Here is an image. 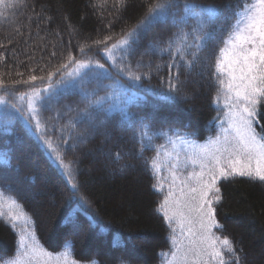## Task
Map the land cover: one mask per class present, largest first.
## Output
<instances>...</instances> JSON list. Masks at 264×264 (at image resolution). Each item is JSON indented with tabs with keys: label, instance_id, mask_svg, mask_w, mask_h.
<instances>
[{
	"label": "trees",
	"instance_id": "obj_1",
	"mask_svg": "<svg viewBox=\"0 0 264 264\" xmlns=\"http://www.w3.org/2000/svg\"><path fill=\"white\" fill-rule=\"evenodd\" d=\"M251 1L201 0L223 9L224 16L217 22L216 39L200 54L201 63H197L191 75L183 68L180 70L184 84L171 102L158 98L165 90L170 55L147 50L153 42L166 46L167 37L176 29L157 25L142 38L135 54L129 57L134 70L138 61L151 64L153 69L160 66L159 71H152L150 79L129 85L137 97H143L130 107V111L143 118L153 130L162 129L169 134L178 130L187 144L176 140L173 145L165 137H157L154 147L146 148L140 155V143L133 138V131L139 124L120 126L116 116L106 128L90 132L85 143L73 140L70 143H76V147L69 148L62 143L64 136L57 129L67 123L68 117L76 115L75 111L68 113L67 106L84 107L78 93L71 91L56 105L60 112L67 113L63 119L59 122L49 119L55 116V111L42 114V121L52 126L47 135L52 137L54 147H59L66 161H73L78 196L72 195L49 150L25 129L22 119L17 118L6 130L3 105H0V191L5 197L14 198L20 206L11 209L13 212L22 211L28 218L27 224L17 221L13 228L7 202H4V217H0V264H6L17 254L19 236L26 232L33 234L35 247L50 254L39 256L33 264H72L73 261L75 264H168L175 251L172 237L180 239V231L175 222L169 225L160 208L170 188L179 196L181 181L187 180L190 187L197 186L194 180L188 179L191 173L200 171L199 165H193L188 159L193 147L208 144L222 136L223 128H228L231 100L218 82L226 77L215 74V60L219 49L224 47L223 38L234 19V10ZM142 2L127 0V7L121 8L117 0H17L15 6L9 7L10 0H4V4H0V78L12 84L27 80L30 75L46 76L47 72L65 63L69 53L81 59V45L106 36H112L109 43H114L143 16L146 7ZM52 52L56 53L55 57ZM87 55L108 66L96 46ZM148 70L144 67L138 71ZM56 79L59 77H54ZM193 85L199 93L192 92ZM43 86L38 80L29 85L17 84L14 91L19 95L32 87ZM0 94H4L2 90ZM103 94L101 91L100 95ZM187 94L192 97L188 98ZM10 98L14 99L11 95ZM257 121L256 131L264 136V102L259 106ZM82 129L83 126L79 130ZM158 145L165 146L159 155L155 147ZM89 148L101 151L94 162L88 157ZM25 151L33 155L36 172L23 170L22 165L30 161ZM177 155L180 164L175 169L177 179L174 182L171 173ZM5 158L10 161L8 164L2 162ZM153 159L162 167L153 169L150 166ZM132 164L135 169L129 171ZM122 168L125 172H119ZM37 175L43 178L48 191L37 194L33 201L23 192L27 190L25 185L36 184ZM20 182L19 188L17 183ZM217 187L220 200L213 203V208L222 227L212 231L233 242L239 264H264V182L233 176L217 180ZM80 196L86 203H81ZM37 213L42 214V221ZM68 227L79 228V231H68ZM65 252L68 255L65 256ZM224 254L229 259L230 254L226 251ZM231 264H236L235 260Z\"/></svg>",
	"mask_w": 264,
	"mask_h": 264
},
{
	"label": "snow or ice",
	"instance_id": "obj_2",
	"mask_svg": "<svg viewBox=\"0 0 264 264\" xmlns=\"http://www.w3.org/2000/svg\"><path fill=\"white\" fill-rule=\"evenodd\" d=\"M16 3L17 0H10L8 6L13 7ZM0 4H4V0H0ZM117 4L121 8L127 7V0H117ZM142 6L146 7L143 16L114 43H109L113 40L112 36H106L91 44L81 45V59L69 53L67 61L47 72L46 76L30 75L27 80L13 81L12 84H6L0 78V90L4 93L0 94V105H3L2 116L6 130L17 118L22 119L25 129L49 150L50 157L64 175L73 196L79 195L73 161H66L59 147H54L52 137L47 135L52 126L41 119L45 111H55V116L49 119L57 122L63 119L67 113L60 112L56 105L70 91L78 93L84 107L67 106L68 113L75 111L76 115L68 117L67 123L57 129L64 136L62 143L69 148L76 147V143H70L73 140L85 143L90 132L106 128L116 116L119 117L117 124L120 126L133 127L139 124L133 131V138L140 143V155L146 148L154 147L153 141L157 137H165L173 145L176 140H180L182 144L188 143L181 138L178 130H172L171 134L162 129L153 130L143 118L136 117L130 111V107L143 97H137L129 85H136L142 79H150L152 71H159L160 66L156 65L153 69L151 64L145 65L143 61H138L134 70L129 57L135 54L142 38L157 25L163 24L176 29L167 37L166 46L161 47L159 42H153L147 50L167 52L170 55L168 75L164 79L165 90L158 94V98L171 102L184 84L180 79V70L183 68L191 75L197 63H201L200 54L216 39L217 22L224 16V10L215 4L202 3L201 0H152L151 3L143 0ZM233 15L227 36L223 38L224 47L219 49V56L215 60V74L226 77V80L219 79L218 82L231 100L228 128H223L222 136L210 140L208 144L193 147L188 159L193 165L198 164L200 171L191 173L188 179L194 180L197 186L190 187L187 180L181 181L179 196L170 188L161 205L160 211L169 225L175 222L180 231V239L175 235L172 237L175 251L168 264H190V261L191 264H211L212 261L215 264H231L232 260L239 264L233 242L212 231L213 228L222 227L215 218L213 208V203L220 200L217 180L241 176L264 182V136L257 133L254 126L258 123L259 106L264 102V0L244 4L234 10ZM93 46H96L108 66L87 55ZM51 55L55 57L56 53L52 52ZM144 67L149 70L138 71ZM57 76L59 79L54 80ZM38 80L44 84L43 87H32L24 94L15 93V85L34 84ZM101 91H104L103 95H100ZM81 126L83 129L79 130ZM155 147L159 155L165 146ZM119 158L117 153L116 159ZM2 162L8 164L10 161L5 158ZM179 164L180 157L177 155L172 164L171 175L174 182L177 179L175 169ZM150 166L153 169L162 167L155 159ZM79 199L82 204L86 203L82 196ZM4 202H7L8 218L13 228L17 221L28 223V218L22 211L11 210L20 207L16 200L5 197L2 191L0 217H4ZM175 231L174 228L173 232ZM30 239L32 243H29ZM34 244L35 238L31 232L21 234L17 254L6 261V264H33V260L39 256H50ZM225 251L230 254L229 259L225 258ZM64 255L68 253L65 252Z\"/></svg>",
	"mask_w": 264,
	"mask_h": 264
},
{
	"label": "rangeland",
	"instance_id": "obj_3",
	"mask_svg": "<svg viewBox=\"0 0 264 264\" xmlns=\"http://www.w3.org/2000/svg\"><path fill=\"white\" fill-rule=\"evenodd\" d=\"M253 2H254V0H252L250 3H253ZM192 90H193L192 92L195 93V94L199 93V90H198V88H197L196 85H193L192 86ZM187 95L186 96L188 98H191L192 97V95H190V94H187ZM176 119L178 120V118H176ZM87 153H88V157L91 158V160L94 162V161H96V158L95 157H97L98 155H100L101 154V151L98 150V149L96 150V149H93V148H91V149L89 148ZM24 154H26L27 156H29L30 161L28 163H25V164L22 165L23 170H25L28 173L29 172H36L37 171L36 170V167H35L34 163L32 162L33 155L29 151H25ZM134 169H135V165L132 164L130 166L129 171H133ZM119 172H125V169L124 168H122V170L119 169ZM43 182H44L43 178L37 175V182H36V184L31 185L30 187L25 185V188L27 190L23 192V195L26 194L27 197H29L30 199H32L33 201H35L36 200L35 197H36L37 194H39V193L45 194L48 191L47 188H46V185ZM20 184H21V182L20 183H17V185L19 186V188L22 185V184L21 185ZM37 216L42 221V219H43L42 214L41 213H37ZM67 230L68 231H72L73 230L74 232H76V231H79V228L75 230V229H72V228L68 227Z\"/></svg>",
	"mask_w": 264,
	"mask_h": 264
}]
</instances>
